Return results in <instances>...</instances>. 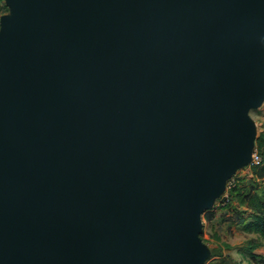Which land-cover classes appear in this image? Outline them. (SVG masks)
Segmentation results:
<instances>
[{
  "label": "water",
  "instance_id": "95a60500",
  "mask_svg": "<svg viewBox=\"0 0 264 264\" xmlns=\"http://www.w3.org/2000/svg\"><path fill=\"white\" fill-rule=\"evenodd\" d=\"M0 264H204L248 166L264 0H5Z\"/></svg>",
  "mask_w": 264,
  "mask_h": 264
},
{
  "label": "rangeland",
  "instance_id": "374dc122",
  "mask_svg": "<svg viewBox=\"0 0 264 264\" xmlns=\"http://www.w3.org/2000/svg\"><path fill=\"white\" fill-rule=\"evenodd\" d=\"M251 114L257 122L259 138L264 133V103L260 108L253 109ZM242 173L245 178L238 181L240 184L247 183L252 178L248 171ZM257 182L260 189L264 190V181ZM246 205L243 202L241 204L236 195L231 206H218L215 209L213 221L207 220L204 215L202 237L212 248V255L204 264H264V236L244 229L243 218L248 217L251 212ZM253 243H258L255 251L263 257L259 263L250 260L245 253V248Z\"/></svg>",
  "mask_w": 264,
  "mask_h": 264
},
{
  "label": "trees",
  "instance_id": "16d2710c",
  "mask_svg": "<svg viewBox=\"0 0 264 264\" xmlns=\"http://www.w3.org/2000/svg\"><path fill=\"white\" fill-rule=\"evenodd\" d=\"M8 11V7L5 0H0V13L3 14ZM257 148L262 157L260 164L253 165L251 170L252 178L248 179L244 184H240L243 176H236L234 184L229 187L228 195H222L217 199L215 205L206 211L205 216L209 221H213L215 217V209L218 206L227 207L231 206L234 197L237 195L240 203H247L246 207L251 212L248 217H244V229L256 232L264 236V190L260 189L257 180L264 181V133L257 139ZM237 174V173H236ZM239 181V182H238ZM258 243H253L245 248V253L248 255L250 260L254 262H261L263 259L262 255L255 251ZM260 264H263L262 262Z\"/></svg>",
  "mask_w": 264,
  "mask_h": 264
},
{
  "label": "built area",
  "instance_id": "2783aa9c",
  "mask_svg": "<svg viewBox=\"0 0 264 264\" xmlns=\"http://www.w3.org/2000/svg\"><path fill=\"white\" fill-rule=\"evenodd\" d=\"M1 15H2V14L0 13V16H1ZM261 161H262V157H261V155H260V153H259V150H258V148H255V150H254V152H253V157H252V161H251V163H250L248 166H246V167L240 169V170L237 172V174H235L233 177H231V178L228 180V182H227V189H226V191H225V193H224L223 195H228V189H229V187H231V186L234 184V181H235L236 176H243V175H245V174H243L242 172H246V171H248V173H250L251 170H252V166H253V165L260 164ZM248 173H247V174H248Z\"/></svg>",
  "mask_w": 264,
  "mask_h": 264
}]
</instances>
